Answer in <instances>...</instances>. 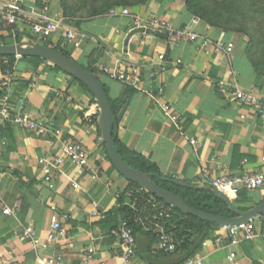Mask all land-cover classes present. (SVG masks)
Masks as SVG:
<instances>
[{
    "label": "crops",
    "instance_id": "obj_1",
    "mask_svg": "<svg viewBox=\"0 0 264 264\" xmlns=\"http://www.w3.org/2000/svg\"><path fill=\"white\" fill-rule=\"evenodd\" d=\"M12 3L21 8L17 41L9 30L0 31L9 45L39 44L31 34L32 25L41 18L54 19L61 8L58 0H47L45 7L38 6L37 0H0V6ZM129 10L146 19L165 20L174 30L189 29L211 42L233 44L234 49L227 54L171 34L143 35L132 31L128 17L109 14L76 18L70 27L81 40L78 49L63 45L62 31L43 42L64 49L101 82L115 107L117 137L129 151L155 164L166 180L206 187L202 167L209 169L212 178L220 176L223 166L239 175L258 172L264 158V119L218 89L219 82L233 76L242 89L264 93V78L256 73L238 36L196 21L183 0H153ZM160 56L165 57L163 62ZM16 59L10 76L0 70V109L6 92L2 84L9 79L7 108L12 115L29 117L38 127L30 130L0 120V264H49L60 258L67 264H84L88 250L94 251L89 264H125L123 247L113 230L123 220L118 206L120 197L130 193L129 182L109 158L95 98L50 63ZM161 65L167 70L159 71ZM131 67L140 69L142 87L152 96L111 81L103 73L104 68ZM160 88H165L162 101L180 119V130L163 115L155 99ZM190 139L198 141L200 148L193 147ZM64 142L85 149L89 168L66 161L46 182L44 164L60 155ZM230 201L238 212H248L264 203V187L242 191ZM51 205L60 215H69L65 223L69 235L46 250L37 249L24 233L48 236ZM7 208L15 215H5ZM253 221L256 237L251 241L217 245L222 227L215 225L207 227L205 240L195 238L189 249L169 256L161 254L151 236L138 233L132 264H184L188 259L203 264H264V215Z\"/></svg>",
    "mask_w": 264,
    "mask_h": 264
},
{
    "label": "built area",
    "instance_id": "obj_2",
    "mask_svg": "<svg viewBox=\"0 0 264 264\" xmlns=\"http://www.w3.org/2000/svg\"><path fill=\"white\" fill-rule=\"evenodd\" d=\"M20 12L21 8L16 3L0 6V31L9 30L12 33L14 41H17L18 39V30L16 26ZM109 15L128 17L130 19L132 31L143 35L171 34L179 39H188L191 42H199L201 46L205 48L212 46L216 52H226L227 54H231L234 49L233 44L224 43L223 41L211 42L208 38L200 37L189 29L174 30L172 25L165 20L146 19L134 14L127 8L111 9ZM199 19V17L195 18L196 21ZM72 24V19L66 18L61 13H58L54 19L41 18L39 21L35 22L31 27V34L33 38L40 43L62 31L63 45L73 46L78 49L81 47V40L77 38L75 30L70 27ZM159 60L163 62L165 57L160 56ZM181 63V61H177V64ZM166 70L167 68L165 66H159V71L164 72ZM103 73L111 81L121 83L133 90L144 92L151 96L153 95L150 91L143 89L142 74L137 67H131L130 69L121 71L104 68ZM10 85L11 83L9 79L2 84L3 88L6 89V92L2 95L4 106L0 109V120L5 119L22 128L35 130L38 127L37 123L31 121L29 117L24 115H12L7 108V104L10 101ZM218 89L221 94H225L243 107L248 108L259 118L264 119V93L258 90L247 91L242 89L233 76L227 81L219 82ZM164 97L165 88H160L155 95V99L163 115L180 130V119L177 115L171 113L169 105L162 101L164 100ZM190 144L196 149L200 148V144L195 139H190ZM66 161L74 163L81 169L89 168V154L85 149L74 142H64L61 147L60 155L52 161H47L44 164L45 181L50 182L53 170L59 169ZM262 163V167L254 174H235L229 166H223L220 168V176L217 178H212L211 172L206 167L201 168L200 176L203 181L209 183V186L220 191L229 199H237L242 191L251 192L264 187V158L262 159ZM92 179L98 180V177L93 175ZM78 187V185H74V188L78 189ZM130 196L131 193L128 194V197ZM125 205L130 206L129 201H127ZM118 207L120 208L121 205ZM147 207L150 208L152 214H145L143 217L141 216L137 218L136 222L141 223L147 233L154 234L158 237L159 249L161 252L167 255L175 253L177 251V243L175 241L176 235L173 232L175 227L172 224L169 225L174 219L173 209L163 202H156L153 200L147 202ZM50 211L51 229L45 239L38 237L33 231H26L24 233V238L29 240L37 249L46 250L52 244L64 240L69 235V229L65 224L69 221V215H60L55 205H51ZM4 214L12 216L15 215V212L13 209L7 208L4 210ZM97 215L98 214L95 213V216ZM220 230L221 234L215 239L217 245L229 244L231 246H237L243 240L251 241L256 237L253 220L240 225L222 227ZM113 235L120 240L123 247V253L121 256L122 260L125 264H132L137 255V243L134 229L127 220L123 219L113 230ZM204 245H207V243H204ZM93 258L94 251H86L84 264H89ZM48 263L67 264L61 258L51 259ZM100 264L108 263L101 262ZM184 264H203V262L202 260L188 259Z\"/></svg>",
    "mask_w": 264,
    "mask_h": 264
},
{
    "label": "trees",
    "instance_id": "obj_3",
    "mask_svg": "<svg viewBox=\"0 0 264 264\" xmlns=\"http://www.w3.org/2000/svg\"><path fill=\"white\" fill-rule=\"evenodd\" d=\"M46 1L47 0H37V4H38V6L45 7ZM149 1H153V0L139 1V3H134V4H125L124 7L127 9H131V8L136 7V6L144 5V4L148 3ZM185 2L187 5V10L192 15H194L196 17L200 16L201 18L200 17L199 18L201 20L205 21L209 26H211L213 28L221 29L226 33L231 32L229 29L224 28V27L219 25V20L221 19L222 16L218 13L216 15H214V17L209 15L206 12V9L203 7V4L201 1H199V0H185ZM259 2H260L259 3L260 6H256L255 8L257 11H259L264 16V0H259ZM59 3H60V7L63 9V11L65 9L64 14L66 16L70 17L71 16L70 12L66 11V9H67L66 1L65 0H59ZM110 10H111V7L108 6L107 8L104 9V11L99 13L98 16L109 14ZM70 18L76 19V17H72V16ZM80 18H82V17H80ZM235 34L237 35V33H235ZM0 43L5 44V45H9L7 42H4L2 40V37H0ZM39 44H41V45L43 44V45H46L48 47H51L57 51L64 53L66 56L70 57V54L60 47L48 45V44H45L44 42H42V43L40 42ZM24 59H26V58H24ZM35 59L40 61V62L49 63V62H47L43 59H40V58H35ZM16 60L17 59L15 57H0V70L5 72L7 76L8 75L10 76V74L13 71V68H14L13 66H14V63ZM249 60L252 64L253 68L255 69L256 73L264 78V74L261 70L260 64L255 63L252 60V58H250V57H249ZM52 66L61 71V69H59L58 67H56L54 65H52ZM74 80L77 81L76 79H74ZM79 84L81 85L82 88L89 91L83 84H81L80 82H79ZM112 109L114 112L115 107L113 106V104H112ZM116 146H117L119 153L121 154V156L123 157V159L125 160V162L128 164L129 167L134 168V169H136L142 173L152 175L153 176L152 180L158 186H160L161 188H163V189H165V190H167V191H169L175 195L180 196L187 203V205H189L194 210L204 212V213L216 216L218 218H223V219L234 218L235 215L230 210L228 203L226 201H224L223 199L217 197L214 194V192L205 191V190H194V189H190L187 187H181L177 184L169 182L166 180V178H164L161 171L159 170V168L155 164H153L151 161H149L145 157H143V156H141L135 152L129 151L121 143V140L119 139V137L116 138ZM129 189H130L129 191L131 193V196L128 197V194L124 193L120 197L121 207L119 208L118 212H120L122 214L123 219L127 220L130 223L131 227L134 229L135 237L138 235V233H143V234H146L148 236H151L154 239V241L158 242V237L154 234L147 233L144 230L141 223L136 222V220H137V218H139L141 216L143 217L145 214L146 215L152 214L150 208L147 207V202L149 200H153L156 202H161V201L158 200L156 197L150 195L146 191L142 190L137 184L129 182ZM127 201H129L130 206L125 205ZM241 211H246V210L243 209ZM173 212H174L173 213L174 219L169 223V225L172 224L175 227L173 232L176 235L175 241L177 243V250L189 249L194 244L193 242L191 243V241L194 240L195 238H199L200 241L205 240L209 235V231L207 230V227L215 226L211 223L201 221V220L194 218L192 216H186L177 210H173ZM161 254H163L165 256H169L163 252H161ZM171 255H173V254H171Z\"/></svg>",
    "mask_w": 264,
    "mask_h": 264
},
{
    "label": "water",
    "instance_id": "obj_4",
    "mask_svg": "<svg viewBox=\"0 0 264 264\" xmlns=\"http://www.w3.org/2000/svg\"><path fill=\"white\" fill-rule=\"evenodd\" d=\"M160 36L167 37L164 34H160ZM0 57L40 58L58 67L63 72L67 73L78 82L83 84L93 95L98 104L100 110L98 125L103 142L106 145L109 158L115 169L126 181L137 184L142 190L156 197L158 200H160L173 210H177L186 216H192L201 221L211 223L218 227H230L244 224L251 220H254L261 215H264V203L248 212L240 213L236 210V208L233 206L232 202L226 195L211 186L197 187L180 183L174 180H167L181 187L214 192L217 197L223 199L228 203L231 211L236 214L237 217L231 219H223L204 212L196 211L189 205H187V203L180 196L175 195L158 186L152 180V175L142 173L134 168L129 167L119 153L116 146L118 129L116 126V119L112 110L111 101L104 86L94 75L85 70L74 59L66 56L64 53L57 51L51 47L35 43L14 45L0 44Z\"/></svg>",
    "mask_w": 264,
    "mask_h": 264
},
{
    "label": "rangeland",
    "instance_id": "obj_5",
    "mask_svg": "<svg viewBox=\"0 0 264 264\" xmlns=\"http://www.w3.org/2000/svg\"><path fill=\"white\" fill-rule=\"evenodd\" d=\"M65 1L67 3L66 11L70 12L72 17L92 19L98 16L99 13L104 11V9L108 6L111 7V9L125 8V4H134L139 3V1L148 0ZM199 1L202 2L206 12L212 17H214L217 13L222 16L219 20V25L229 29L231 31L230 33H237L241 48L244 50L248 58L250 57L255 63L260 64L261 70L264 74V16L255 8L256 6H260L259 0ZM64 11L60 8V13L67 18L68 16L64 14ZM72 20L73 23L76 21V19Z\"/></svg>",
    "mask_w": 264,
    "mask_h": 264
}]
</instances>
